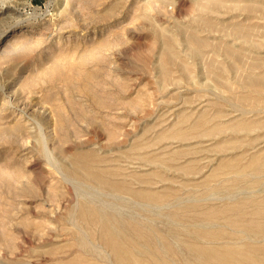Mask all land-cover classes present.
<instances>
[{"label": "rangeland", "instance_id": "374dc122", "mask_svg": "<svg viewBox=\"0 0 264 264\" xmlns=\"http://www.w3.org/2000/svg\"><path fill=\"white\" fill-rule=\"evenodd\" d=\"M202 1L0 0V264H111L80 217L84 201L158 214L180 202L264 197V175L233 176L264 156V96L238 85L264 74V0ZM192 31L204 37L198 56ZM236 57L238 75L229 70ZM244 122L254 127L233 129ZM81 170L168 202L159 209Z\"/></svg>", "mask_w": 264, "mask_h": 264}, {"label": "bare ground", "instance_id": "6f19581e", "mask_svg": "<svg viewBox=\"0 0 264 264\" xmlns=\"http://www.w3.org/2000/svg\"><path fill=\"white\" fill-rule=\"evenodd\" d=\"M207 1H205L206 3H204V1H202L203 4L207 5L206 8L208 7V4H209V3L207 4ZM197 2H198V0H197ZM217 2H218V0H213L214 5ZM201 4H199V7ZM203 4H202V6H203ZM212 5L213 4L210 5L211 8H214L215 10L218 9V7L215 8V7H212ZM223 5H226V3H224ZM199 7H198V9H199ZM204 8H205V6H204ZM206 8L204 10L207 11L208 9H206ZM221 8L223 9L222 6H221ZM229 8H230V6H229ZM198 9H197V11H198ZM204 10L201 13V15L205 14L206 11H204ZM209 12L211 13V11H209ZM209 12L207 11V13H209ZM213 13H217V12H213ZM218 14H216V15H218ZM212 15H214V14H212ZM206 16H208V15H205L204 17L202 15V18L205 19ZM218 16H220V15H218ZM194 18L196 20V17H194ZM213 18H215V17H213ZM193 19H191V20H193ZM219 19L220 18H218V20ZM199 20H201V19H199ZM199 20H198V22H199ZM207 20L206 21L203 20V21L206 22L207 24H209L208 28L210 30V28H212L211 27L212 23L211 24L208 23ZM222 20H220L219 22L222 23L221 22ZM210 21L211 20L209 19V22ZM213 21H215V20H213ZM194 22L195 21L193 20V23ZM198 22L196 20L195 23H198ZM193 23H190V24L193 25ZM217 23L215 25H217ZM230 23H232V21ZM202 24H203V22L201 20L200 26H202ZM229 24H227V25L229 26ZM233 24L235 25V27H237L235 21ZM187 25H188V23H187ZM222 25H223V23H222ZM197 26H198V24H197ZM190 28H191V26H190ZM215 28H213V29H215ZM230 28L233 29V27H230ZM195 29H197V28H195ZM199 29H201V27ZM204 29H202L201 32H203V31L205 32L206 30H204ZM235 29L237 31H240V29H241V31H242L243 28L237 27ZM245 29L246 28L243 29V32ZM219 30H221V29H219ZM213 31H214V33L218 32V31L215 32V30H213ZM222 31H224V30L222 29ZM212 32H210V31L208 32L209 36L211 35L210 33H212ZM227 32H230V30ZM232 32H233V30H232ZM195 33H197V32H195ZM186 34H188L187 37H188L189 41L188 40L187 41L190 42V45L192 48L191 49L192 51L191 50L190 51L192 53H196L195 55L198 56L197 52L194 51L196 49L195 45L200 43L199 39H202L204 37L201 38V36L199 34H197L198 37H195L194 32L192 34L190 32H188ZM225 35H229V33L224 34V36ZM231 35H232V33H231ZM184 37H186V36H184ZM212 37H213V35H212ZM246 37L247 36H245V38H239V39H246ZM197 38H199V39H197ZM206 38L208 40V37H206ZM222 38H223V36H222ZM204 40H206V39H204ZM235 40H238V38H235ZM201 41L204 43L203 40H201ZM245 41H247V40H245ZM211 44H212V42L210 43V45ZM227 44H226V46H227ZM230 44H232V43H229V45ZM190 45H189V48H190ZM201 45H203V44H201ZM223 45H225V44H223ZM226 49H228V46H227V48H225V50ZM230 49L232 50L231 47H230ZM230 49H228V52H230ZM234 49H235V47H234ZM234 49L232 50V52L234 51V53H235ZM186 50L189 52V50L187 48H186ZM243 51H244V49H243ZM232 52H230V54H229L230 56H228L229 57L228 59H230V60H231L230 57L232 56L231 54H233ZM236 52H237V50H236ZM164 53L166 56V60H164L165 63L171 62L172 57L170 55L169 50L165 49ZM223 53L227 54L224 51H223ZM234 55H236V54H234ZM238 56H240V55H238ZM176 58L177 57H175V59ZM239 58H241V57H239ZM239 58L236 59L237 62H235V63L228 60L231 64L230 66H232V68L229 70L233 69V71H234V69L237 68V66H238L237 64L241 63V60ZM241 59H243V58H241ZM224 63H225V60H224ZM256 65H258V64H256ZM256 65H254V66H256ZM214 66H216V65H214ZM250 66H252V65H250ZM250 66L248 65V67H250ZM225 69H227V67H225ZM235 70L237 71L236 72L237 75L240 72H242V71H240L241 69L239 70L240 71L239 73H238L237 69H235ZM162 71H164V70H162ZM164 72H162L163 76H165ZM229 72H231V71H229ZM243 75H246V74H243ZM237 77H239V76H237ZM237 79L239 80V78H237ZM238 85H239V87L241 85L242 88H245L246 90H249L250 92L259 93V95H261V96H259L260 98L264 96V74H261V75L260 74H251V73L247 74L245 77L243 76V78L239 80ZM214 97H215V95H214ZM259 97L256 100H259ZM219 98H221V97L219 96ZM237 99L239 101L249 100V98L245 97L244 95L242 97L237 98ZM232 102H235V101H232ZM258 102H260V101H258ZM235 104H237V102ZM231 105H229V106L232 107ZM233 106H234V104H233ZM238 106H239V104H238ZM237 108H239V107H237ZM257 108H259V107H257ZM257 108H254V109H257ZM233 109H235V108H233ZM244 110H246V111L249 110V112H250L252 109L250 110V109L245 108ZM257 110H259V109H257ZM236 111H237V109H236ZM239 111H242V109H239ZM247 112H245V113H247ZM236 115H238V114H236ZM250 127H254V125H250L249 123L244 122L243 125H241L239 127L238 126L233 127V129H247ZM249 131H251V129ZM213 136H215V135L213 134ZM221 145H223V144H221ZM76 163H78V162L76 161ZM78 165H80V164L78 163ZM58 167L60 168V166H58ZM89 171H88V173H90ZM92 172H93L92 174L87 175L88 173L82 171L81 174L86 178H89V179L93 178L95 181L100 182L101 184L108 185L110 188L117 189L119 191L122 190L123 192H127L128 194L131 193L134 197H136L138 199L145 200L146 203L149 205H152V204L155 206L160 205L161 207L159 209H163L162 204L168 200L167 196L152 193L150 191L141 190V191L130 192L129 190L124 188L122 185L115 183V182H111L108 179H106L104 177L103 171H92ZM239 172H240V175H233L234 178H237V177L245 178L248 176H250L253 179L260 178L262 175H264V156L262 158H253L245 167H243L242 169H239ZM68 179L70 182V178H68ZM76 181H78V180H76ZM110 188H108V189L110 190ZM76 190H78V188ZM207 191H212V190L207 189ZM245 191H247V190H245ZM99 193L103 194L104 192L102 191ZM77 194H79V193H77ZM108 194L106 193V195H108ZM233 194L234 193H232L231 197L233 196ZM112 196H114V195H112ZM120 196H122V195L120 194ZM129 197H130V195H129ZM223 197H225V196H222V198ZM228 197H230V196H228ZM205 198H207V197H205ZM215 198H216V196H215ZM200 199H202V198H200ZM229 200L232 202L225 203L224 205H221L220 207L202 206L201 204L198 203V201H191V202L188 201V203H185V204L180 202L179 204L174 206L173 210L161 212V213L159 212L158 214L153 212V211H150L149 214H142V213H136V212H135L136 214L124 213V212L121 213L118 211L119 208H118V210L116 209L117 207L115 205L114 206L100 205V204H96L98 202L93 200L95 204H93L92 202L89 203L86 201L81 202L80 207H79V214H80V217H82V219L84 220V222L86 224H88L91 227L94 226L96 228V230H98L97 231L98 232L97 238H99L102 241V243H103L102 245L104 247H106L107 250H109L111 255H112L111 259L105 257L106 260L109 259L112 262L111 264H113V263L114 264H264V197H261V198L243 197V198H240L237 200L234 198H229ZM75 201H77V200H75ZM106 201L108 202V200H106ZM138 203H141V202H138ZM116 204H118V203H116ZM166 205L167 206H165V208L169 209L170 206L168 204H166ZM120 206H123V205H120ZM121 209H122V207H121ZM127 209H128V207H127ZM122 211H124V210H122ZM70 214H71V212L68 215H70ZM70 218L73 219V217H70ZM72 223H73V221H72ZM85 223H84V225H85ZM88 232H90V231H88ZM92 233H94V232H92ZM84 236H87V235H84ZM90 240H92V239H90ZM92 241L94 243V240H92ZM79 244L84 249L96 253L97 258H98V256L100 257V251H98L96 249V247L94 245H92L89 242V240L86 239V237L80 238ZM79 244L77 243L78 246H79ZM99 245H101V244H97V246H99ZM79 248H80V246H79ZM101 248L102 247H100L99 249H101ZM103 251H101V252L103 253ZM109 251H107V252H109ZM104 252H106V251H104ZM103 258H104V256H103Z\"/></svg>", "mask_w": 264, "mask_h": 264}]
</instances>
